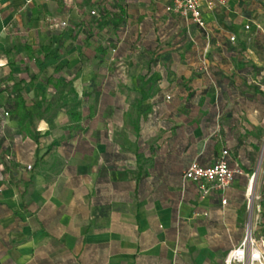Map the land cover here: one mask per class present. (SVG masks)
I'll return each instance as SVG.
<instances>
[{"label": "crops", "instance_id": "0c3cea01", "mask_svg": "<svg viewBox=\"0 0 264 264\" xmlns=\"http://www.w3.org/2000/svg\"><path fill=\"white\" fill-rule=\"evenodd\" d=\"M169 3L0 0V88L23 80L33 115L55 69L75 92L37 141L0 93V264H224L248 228L264 247V40L229 41L227 5L204 32ZM223 151L235 176L202 196L182 173Z\"/></svg>", "mask_w": 264, "mask_h": 264}, {"label": "trees", "instance_id": "16d2710c", "mask_svg": "<svg viewBox=\"0 0 264 264\" xmlns=\"http://www.w3.org/2000/svg\"><path fill=\"white\" fill-rule=\"evenodd\" d=\"M259 5H262L261 0H250ZM119 14L122 16L124 11L120 7ZM248 15V14H247ZM108 17V12L104 9H100L96 14H92V18H95V22L98 23L101 20H104ZM201 29V28H199ZM206 32V29H201ZM230 41V40H229ZM228 42V41H227ZM60 71L55 69L52 75H50L45 80V86L51 87L53 92L51 94V99L47 100L45 91L39 90L38 97L39 100H36L34 103L38 108V113L36 115L31 114L25 103V82L23 80H15L11 77L12 84L10 86H6L4 88H0V93L4 96V107L6 109L7 115L12 120H15L17 123V127L19 131L25 135L30 137L31 139L37 141L39 134L36 131V120L43 117L46 113L56 112L58 109L63 107L62 104V95L65 92H69L71 94H75L72 84L70 80L66 78L61 79L58 78V74ZM261 96H264L263 92H259ZM148 97V94L144 91L141 92V96L139 99L135 101L132 105V108L135 112L136 118L131 122L134 126L135 134L139 132V119L141 116V104ZM74 121H79V114L77 112H70ZM33 177V173H30L29 180L24 183L25 187L30 185L31 178ZM24 195V192L21 193ZM22 205V204H21Z\"/></svg>", "mask_w": 264, "mask_h": 264}, {"label": "built area", "instance_id": "2783aa9c", "mask_svg": "<svg viewBox=\"0 0 264 264\" xmlns=\"http://www.w3.org/2000/svg\"><path fill=\"white\" fill-rule=\"evenodd\" d=\"M228 0H170L166 6V11L180 16L184 20L193 22L198 28L206 29V22L203 19V10L214 11L217 7L226 5ZM91 11V14H94ZM247 27V26H246ZM234 41L233 37L229 38ZM226 151L222 152V156L211 166L201 167L196 162H192L182 173L183 180L195 182L202 196L209 194L213 190L224 191L232 182L236 170L229 167L225 159ZM28 169L30 166L27 167ZM225 203V200H222ZM250 239V238H249ZM246 240L242 245L235 250H231L226 259L225 264H239L245 258H229L231 253L237 251L241 253L245 249ZM250 246H253L251 240ZM264 248V247H263ZM239 249H242L241 251ZM239 250V251H238ZM246 255V254H245ZM263 255L261 253L259 264H264L262 261ZM255 263V262H254Z\"/></svg>", "mask_w": 264, "mask_h": 264}, {"label": "rangeland", "instance_id": "374dc122", "mask_svg": "<svg viewBox=\"0 0 264 264\" xmlns=\"http://www.w3.org/2000/svg\"><path fill=\"white\" fill-rule=\"evenodd\" d=\"M262 5H259L257 3L251 2L250 0H230V2H227V6L224 8L223 12L227 9L232 8L233 11L230 12V15L227 18V22L229 23V29L230 33L228 34V38L233 37L235 42V45L238 46L239 42H244L247 46H249V40L250 38L254 37L257 38V40L254 41V43L257 46H260L258 41L264 40V37H259L260 35L263 36L264 34V0H261ZM229 3V4H228ZM237 9V10H236ZM241 10V11H238ZM245 12L250 13L247 15ZM242 14L244 16L246 15L247 21L242 20L241 22L237 21V17ZM227 16L226 14L223 15ZM222 21V20H221ZM244 24L247 26L244 27ZM264 42V41H263ZM240 47V46H238ZM80 91V90H78ZM0 101H2V97H0ZM251 239L253 241V246L257 248L263 255L262 261L264 262V248L262 246H259V242L257 238L252 236ZM248 246V247H247ZM251 248L250 243H246L245 245V251H249ZM226 259V258H225ZM224 259V264H225ZM233 264V262L231 263ZM239 264H248V256L242 262ZM254 264H259L255 262Z\"/></svg>", "mask_w": 264, "mask_h": 264}, {"label": "bare ground", "instance_id": "6f19581e", "mask_svg": "<svg viewBox=\"0 0 264 264\" xmlns=\"http://www.w3.org/2000/svg\"><path fill=\"white\" fill-rule=\"evenodd\" d=\"M249 238H250V236L246 240V243H250L251 242L252 239L251 238L249 239ZM239 250L241 251L242 249H239ZM247 252L248 253H246L245 249L241 253H238L237 251H234V252L231 253V255H230L229 258L230 259L231 258H239V259H241V258H246V256H248V264H254V262L260 261V259H261V252L257 248L251 247L249 249V251H247Z\"/></svg>", "mask_w": 264, "mask_h": 264}, {"label": "water", "instance_id": "95a60500", "mask_svg": "<svg viewBox=\"0 0 264 264\" xmlns=\"http://www.w3.org/2000/svg\"><path fill=\"white\" fill-rule=\"evenodd\" d=\"M254 178H255V174L253 175L252 180H251V183H250V186H249L250 193L252 192V183H253L252 181L254 180ZM249 206H250V203H249ZM249 236H250V230L248 228L247 229V234H246L245 240H247Z\"/></svg>", "mask_w": 264, "mask_h": 264}]
</instances>
